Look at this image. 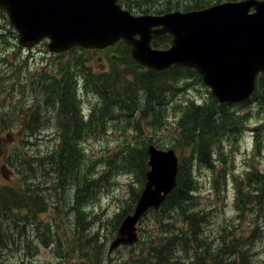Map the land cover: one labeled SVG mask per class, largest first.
Here are the masks:
<instances>
[{
	"label": "trees",
	"instance_id": "trees-1",
	"mask_svg": "<svg viewBox=\"0 0 264 264\" xmlns=\"http://www.w3.org/2000/svg\"><path fill=\"white\" fill-rule=\"evenodd\" d=\"M118 1L123 7L134 12L144 9L143 6L155 0H147L145 3L143 0H136L135 3H133L134 0ZM203 1L187 0L182 2L177 0L174 3H165L161 9L169 11L172 9V5L175 6V9H198L207 6V4L198 6ZM140 13H146V11L141 10ZM0 42L3 46L6 45L2 36ZM169 43L170 36L164 34L154 39L152 44L166 47ZM114 46L106 47V49L114 48V50L108 51L110 56L108 72L93 73L85 66V60H77L64 69L58 68L51 74H42L41 85L38 86L42 88L48 98H51L50 101L45 100L44 102L46 103L45 107L51 106L54 111L56 144L53 149L41 157L40 155L35 157L30 154L25 155L24 159H30V162L25 163L31 165L32 162H37L36 165H40L43 170L47 171L46 173L43 171L45 177L49 175L45 181L52 178L56 192L59 191L61 194L63 191H68L72 196L69 210H74L76 216L85 214L84 208L87 201L96 196V193L104 187L103 180L112 175L115 169L111 166L112 160L118 158L123 163L124 157L126 163L116 168L117 171H122L126 166L139 170L143 176L147 165H145L147 144L142 141L137 143L138 149L134 145L137 141L131 143L124 140L123 144L118 145L104 160L107 165L106 171L98 174L94 170V166L92 167L91 157L85 151L87 149L84 141L89 136L102 133L107 125L121 116V113L127 116L125 121L129 122L128 125L132 123L135 116L139 117V120L152 117L148 126L156 128L157 131L166 128V124L162 122L166 114H174L177 118V132L172 133L170 139L176 144L171 147L191 146V153L187 158L182 159L184 167L179 162L175 186L159 209L155 210L156 214L152 224L156 225V232L149 231L147 235L143 232L144 236H142L139 246H132L137 252L135 250L130 252L125 259L121 260L122 263L118 261L116 264H264V259H255L248 248L251 237L236 238L232 236L234 228L228 226L221 227L214 235H209L207 234L208 213L201 209H192V205L195 203V192L199 188L193 175V162L196 160L199 165H212L214 150L219 146L216 143L225 140L229 142L232 135L243 131L246 122V120L244 121L245 115L230 113L229 109L224 108V105H231L232 102L217 103L211 98L209 106L196 105L193 101H189L185 105L174 103V98L179 94L181 87L173 83H179V80L190 77V72L198 74L195 70L180 66H171L160 70L148 69L131 58L129 46L125 41L120 40ZM74 49L82 50L84 48L73 46L67 51ZM62 54L63 52L57 53L56 56L60 57ZM126 65L133 69H126ZM122 66L125 68L122 69ZM132 90L134 93L131 95ZM84 92L86 94L90 92L98 100L96 111L94 112L92 109L87 112V119L82 113L81 105L85 97ZM127 98L130 103L122 104V101ZM250 100L254 101L257 113L264 116V78L262 76L257 79V88ZM38 107L42 111V103H40L22 123V132L26 137L24 142H31L30 140L37 130L44 126L45 117L42 112L40 113ZM263 116L261 124L252 130L258 149L264 144ZM156 122L158 123L156 124ZM161 126H163L162 129H160ZM128 129L126 128L125 131ZM133 129L141 130L137 125ZM151 139L152 136L149 141ZM157 146L161 147V144L157 143ZM24 153L18 149L12 156L18 166L23 164L22 155ZM218 159L223 163L226 162L223 157L219 156ZM224 174L226 175L225 170L222 172V177H225ZM259 176L256 171L247 173L246 191L244 190L245 195H242L243 203L238 202L237 205L241 216L245 213L244 209L252 213L253 225L248 224L256 236L261 234L260 231L257 232L258 227L264 226L261 224L264 222V190L255 195L251 191ZM35 180L37 177L26 181L24 185L21 183L22 181L15 180L0 187V264H24V259L12 260L9 256L7 261L2 260L6 251L12 246L19 250H25L28 242L32 243L34 238L37 241L39 239L42 245H47L52 241L51 237L43 232L44 229L47 230L50 227L39 226L35 220L38 213L44 212L47 206L39 192L40 188L34 189ZM214 181L216 182V180ZM47 186L48 184L45 185V188ZM237 189L236 197L240 196L242 192L239 187ZM138 195L133 196L131 203L123 212L128 214L133 210ZM21 211H25L24 216L21 215ZM29 215L32 217L31 221H24V217ZM180 221V227H178L177 224ZM35 222L37 223L36 230L27 226V224L32 226ZM82 228L84 229V226ZM77 229L79 233V228ZM78 233H76L78 238L76 237L74 243H70L76 248L73 249L75 252L73 256L79 258L81 264H104L105 257L98 263H94L89 257L90 254L95 257L100 254L101 245H97L99 244L97 233H90L92 235L84 238ZM56 238L59 240L60 236ZM91 240L95 245L90 247L88 242Z\"/></svg>",
	"mask_w": 264,
	"mask_h": 264
},
{
	"label": "rangeland",
	"instance_id": "rangeland-1",
	"mask_svg": "<svg viewBox=\"0 0 264 264\" xmlns=\"http://www.w3.org/2000/svg\"><path fill=\"white\" fill-rule=\"evenodd\" d=\"M146 1L143 0V3ZM217 1L204 0L198 6L208 5ZM169 2L174 3L177 0H155L154 2H148L147 5L143 6L144 9L141 10L146 11V13H161L165 11L161 9L163 5ZM174 7V5L171 6L172 9ZM141 10L134 12L139 14ZM179 10L184 9L179 8ZM1 36L4 37L6 45L3 46L0 42V49L2 48L0 50V187L15 180L22 181L21 183L24 185L26 181L37 177V180L34 181L36 182L34 189L40 188L39 192L45 199L47 206L44 212L38 213L35 220L39 223V226L46 225L50 227V229H44L43 232L49 235L52 240L47 245H42L39 239L37 241L34 238L32 239V243L28 242L25 250H19L12 246L6 251L2 260L5 261L9 256L12 260L24 259V264H81V260L73 256V253H75L73 249L76 248L70 244L74 243L76 237L78 238L76 233H78L77 228H79L82 238L92 235L90 233H97V242L99 243L97 245H101L100 254L97 257L89 255L94 263H98L104 257L106 260L104 264L118 263V261L125 259L130 252L134 250L137 252L132 246H139L144 233L147 235L149 231L156 232V225L152 224L156 212L155 210H150L137 224L138 239L135 242L136 244L122 245L113 251H108L109 244L115 237L117 228L126 214L123 211L127 209V205L131 203L133 196L139 194L144 186L147 162H145L146 168L142 176L139 170L127 168L126 166H124L122 171H117L116 168L120 165H125L126 161L124 157L123 163L118 158L112 160L111 166L115 168L112 175L107 176V179L103 180L104 187L96 193L94 198L87 201L84 208L85 214L76 216L74 210H69L70 201L72 200L69 192L63 191L61 194L59 191L56 192L53 187L52 178L47 182L45 181V178L48 179L49 177V175L45 177L43 172L45 170L40 165H36L37 162H32L31 165L26 164L25 162H30V159H24L25 155L28 154L34 157L40 155L41 157L44 153L53 149L56 144L57 132L54 126L56 124L55 116L53 115L54 111L51 106L45 107L46 103L44 102L45 100L50 101L51 98H48L45 92L42 91V88L38 86L41 85L42 74H51L58 68L64 69V67L71 66L77 60H85V66L93 73L108 72L110 69L108 51L110 52L114 48L89 50L90 48L82 47L84 48L82 50L74 49L67 51L68 48L66 51H63L60 57H57L56 53L46 49V40L42 43H36L30 48L22 47L17 41V35L13 26L8 23L4 10L0 12ZM138 64L145 67L141 63ZM121 68L125 67L122 66ZM126 69L133 68L127 66ZM179 81V83H173L181 87L179 94L174 98V103L185 105L189 101H193L196 105H210L209 99H212L210 90L202 83L200 74L190 72V77ZM45 82L47 83V80ZM133 93L134 91L132 90L131 95ZM84 95L85 97L81 105L82 113H84L87 119V112L92 111V109L94 112L96 111L98 100L90 92L88 94L84 92ZM122 102L124 105L130 103L129 98ZM40 103H42V111L39 107L38 109L45 117L44 126L37 130L30 140L31 142H24L23 140L26 137L22 132V123H24L26 116L28 114L31 115L35 107ZM224 108L229 109L230 113L245 115L244 130L232 135L229 142L225 140L224 142L219 141L216 143L219 146L217 147L218 149L214 150L213 157L215 161H213V166L199 165L196 160L193 162V175L195 183L199 188L195 192V203L192 205V209H201L208 213L207 220L209 221V226L207 234L209 235H214L221 227L228 226L229 228H234L232 236L236 238L251 237L248 248H250L255 259L261 260L264 259V226L260 225L258 227L257 232L260 231L261 233L259 236L253 234L250 227V225H253L252 213L244 209L245 213L241 216L237 205L238 202L243 203L247 173L256 171L260 175L257 180L258 182L256 181L255 185L251 188L252 194L255 195L257 192L262 193L264 190V144L258 149L254 143V135L251 134L253 128L261 124L263 114L257 113L256 105L252 100L233 102L231 105H224ZM125 118L127 116L121 113V116L107 125L102 133L89 136L84 141L85 148L88 150L85 151L91 157L92 167L94 166V170L98 174L106 171L107 165L104 160L108 158L107 155L118 145L123 144L124 140L131 143L137 141L134 145L138 149L137 143L141 141L144 144L154 143L157 145L159 143L161 147H158L163 149L173 148L171 146L176 144V142L173 143L170 139L172 133L177 132L176 115L167 113L163 120L160 118L163 124H166V128L162 129L163 126H161L160 129L162 130L159 131L156 128L153 129L148 126L152 117L139 120V117L135 116L130 125H128L129 122L125 121ZM135 125L139 126L141 130H134L133 127ZM126 128L129 129L125 131ZM151 136L152 139L149 141ZM18 149L21 152H25L22 155L23 164L20 166L15 163V159L12 157ZM173 149L177 153L178 164L180 162L182 167H184L182 159L189 156L192 147L185 146ZM219 156L223 157L226 162H221L218 159ZM222 168L226 170L225 179L222 177V172L224 171ZM19 173L20 175H17ZM48 173L51 174V172ZM46 184L48 186L45 188ZM238 187L242 191V194L240 193V196L236 197ZM21 215L24 216L25 211H21ZM31 219V215L24 217V221H31ZM180 223L181 221L178 222V227H180ZM261 224L264 225V222ZM27 226L32 230H36L37 223H33L32 226L27 224ZM83 226L84 229L82 228ZM37 231L39 232V230ZM29 236H31L30 233ZM59 236L58 240L56 237ZM88 244L90 247L95 245L92 240Z\"/></svg>",
	"mask_w": 264,
	"mask_h": 264
},
{
	"label": "water",
	"instance_id": "water-1",
	"mask_svg": "<svg viewBox=\"0 0 264 264\" xmlns=\"http://www.w3.org/2000/svg\"><path fill=\"white\" fill-rule=\"evenodd\" d=\"M0 8L26 48L43 38L54 53L76 45L104 48L122 39L131 58L149 69L172 65L195 69L216 102L243 101L254 93L258 73L264 78V0L222 2L158 15H133L117 0H0ZM162 33L171 35V44L152 48L151 38ZM146 153L144 186L108 251L136 242L138 221L149 209L157 210L175 186V150L148 143Z\"/></svg>",
	"mask_w": 264,
	"mask_h": 264
}]
</instances>
